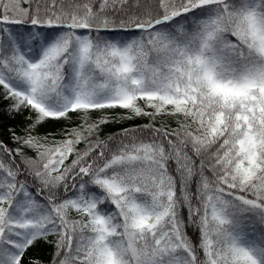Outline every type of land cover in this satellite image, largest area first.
<instances>
[{
  "label": "snow or ice",
  "instance_id": "1",
  "mask_svg": "<svg viewBox=\"0 0 264 264\" xmlns=\"http://www.w3.org/2000/svg\"><path fill=\"white\" fill-rule=\"evenodd\" d=\"M0 94V264H264V0H0Z\"/></svg>",
  "mask_w": 264,
  "mask_h": 264
},
{
  "label": "trees",
  "instance_id": "2",
  "mask_svg": "<svg viewBox=\"0 0 264 264\" xmlns=\"http://www.w3.org/2000/svg\"><path fill=\"white\" fill-rule=\"evenodd\" d=\"M10 101L5 99L0 94V140L8 144L9 147H15V142L12 140V134L22 135L26 129L28 121V112L12 113L9 110ZM146 121H134L125 124L113 123L104 126L101 132V138L112 135L120 131L122 127H128L132 123H143ZM78 123L74 117L72 126ZM68 126L67 122H49L38 129V134L41 136L47 135L50 139L60 138L62 129ZM173 126H175L173 124ZM83 147V145H81ZM31 154V153H30ZM52 239V238H50ZM55 253V246L51 242L39 241L27 254L25 264H29L32 259H39L42 264H51V260Z\"/></svg>",
  "mask_w": 264,
  "mask_h": 264
}]
</instances>
